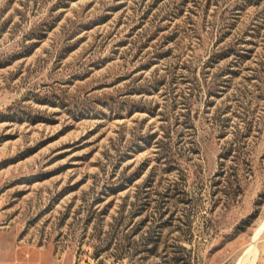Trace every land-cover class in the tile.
Here are the masks:
<instances>
[{
	"label": "rangeland",
	"instance_id": "rangeland-1",
	"mask_svg": "<svg viewBox=\"0 0 264 264\" xmlns=\"http://www.w3.org/2000/svg\"><path fill=\"white\" fill-rule=\"evenodd\" d=\"M263 223L264 0H0V264H249Z\"/></svg>",
	"mask_w": 264,
	"mask_h": 264
},
{
	"label": "trees",
	"instance_id": "trees-1",
	"mask_svg": "<svg viewBox=\"0 0 264 264\" xmlns=\"http://www.w3.org/2000/svg\"><path fill=\"white\" fill-rule=\"evenodd\" d=\"M167 154H171V150L170 149H168ZM157 242H158V237H155V236H152V235H148L146 237H143L142 238L143 247H141V245H138V247H136L134 253H132V254L129 253V252L128 253H124L125 255H122V257H124V258L125 257H128V258L135 259V257L140 252L145 251V250H153L154 248H149L148 249V245L152 244L153 247H154V246L157 245ZM132 243H133V241H131L130 245H132ZM183 248H185V247H183ZM95 256L96 257H99L100 256V253H97ZM165 258H167V259H165ZM168 258L169 257H167V255L164 256V260H166V262H169V260L171 261V259L170 258L168 259ZM172 259H173V262H175L176 264L179 263V262H183V263L186 262L185 261L186 258L183 255H178V256L174 255L172 257Z\"/></svg>",
	"mask_w": 264,
	"mask_h": 264
},
{
	"label": "bare ground",
	"instance_id": "bare-ground-1",
	"mask_svg": "<svg viewBox=\"0 0 264 264\" xmlns=\"http://www.w3.org/2000/svg\"><path fill=\"white\" fill-rule=\"evenodd\" d=\"M263 227H264V223L261 225L260 228H258V230H256L257 232H256L255 235H254V241H253L251 247L249 248V252H253V254H254V257H253L252 260L248 258L249 261H251V263H254L255 260L257 259L256 257H257V253H258V248L256 247V241H257L256 239H257V237L259 236L260 232H262ZM246 254H248V253H246ZM251 254H252V253H251ZM246 260H247V259H246ZM247 262H248V261H247ZM247 262H246V261L243 262V260H241L238 264H248ZM251 263H249V264H251Z\"/></svg>",
	"mask_w": 264,
	"mask_h": 264
}]
</instances>
